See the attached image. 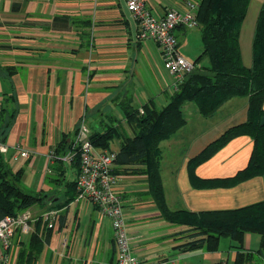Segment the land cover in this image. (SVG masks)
<instances>
[{
	"label": "crops",
	"instance_id": "crops-1",
	"mask_svg": "<svg viewBox=\"0 0 264 264\" xmlns=\"http://www.w3.org/2000/svg\"><path fill=\"white\" fill-rule=\"evenodd\" d=\"M144 1L155 16L162 17L169 9L185 11L187 1L200 0ZM125 5V0H0V109L15 111L5 140L8 151L0 157L8 166L12 164L9 167L14 173L23 171L24 188L42 192L49 207L74 196L68 206L59 209V215H65V225L55 227L38 264H116L111 220L90 202L77 199L78 164L65 159L69 154L62 157L55 152H65L74 145L86 125L90 136L118 127L109 149L118 153L123 139L135 135L123 107L131 105L140 112L151 104L163 109L176 92L159 46L137 38V26L134 32ZM263 5L264 0H251L241 30L243 63L249 68ZM176 35L183 57L209 64L202 58L199 28L179 27ZM195 40V52L185 49ZM248 108V98L235 97L213 117L204 118L196 103L183 105L187 123L160 143L161 177L171 210H232L264 201V176L216 185L234 179L247 167L254 147L249 136L233 139L193 173L190 170L191 160L206 147L228 129L247 121ZM18 149L29 156H20ZM139 168L114 166L131 246L140 260L237 264L238 251L231 248L230 239L223 245L226 238H222L216 251L203 248L184 252L179 248L187 241L189 233L185 231L189 228L161 217L149 194L147 175L132 172ZM35 208L37 213L40 207H33L34 215ZM26 239L23 235L19 241ZM60 240L68 241L65 249L59 247ZM260 244V235L248 233L243 251H257Z\"/></svg>",
	"mask_w": 264,
	"mask_h": 264
},
{
	"label": "trees",
	"instance_id": "trees-1",
	"mask_svg": "<svg viewBox=\"0 0 264 264\" xmlns=\"http://www.w3.org/2000/svg\"><path fill=\"white\" fill-rule=\"evenodd\" d=\"M251 0H200L197 10L199 31L202 37L203 54L209 64H196V68L187 74L180 89L175 92L170 103L163 109L146 104L144 113L125 105V116L133 124L135 135L123 139L116 164L140 166L132 170L148 177L149 194L156 203L161 217L173 225L186 226L189 229L187 241L179 246L184 252L203 248L216 251L222 238L232 242L231 248L238 251L237 264H260L264 261V201L232 210H216L194 213L173 211L166 202L161 177L160 143L170 138L187 122L183 115L186 102L197 104L204 118L213 117L230 99L246 97L249 100L248 116L245 123L233 126L212 142L196 158L191 160L193 173L197 166L209 160L230 141L239 136H249L253 142V152L245 169L232 180L217 182L220 184H238L258 176H264V5L261 9L253 42V64L246 67L243 63L240 47V35L247 16ZM15 111L0 109V143L5 144L6 136L14 124ZM118 127H110L103 133L92 134V143L100 149H110L117 138ZM119 131V130H118ZM74 145H69L65 152H55V156L68 155ZM61 153V154H60ZM79 168V159L75 160ZM115 173V172H114ZM23 171L14 173L0 157V220L35 206L47 207L45 211L68 206L74 196L71 195L63 204L47 206L42 192H28L21 183ZM76 185V183H75ZM43 211V212H45ZM42 219L36 223L34 232L19 251L17 264H38L46 244H50L53 230ZM58 229L65 225V215H58ZM55 226V227H56ZM248 233L260 235V248L254 252H244V240Z\"/></svg>",
	"mask_w": 264,
	"mask_h": 264
},
{
	"label": "built area",
	"instance_id": "built-area-1",
	"mask_svg": "<svg viewBox=\"0 0 264 264\" xmlns=\"http://www.w3.org/2000/svg\"><path fill=\"white\" fill-rule=\"evenodd\" d=\"M137 26L139 40H152L160 48L164 65L174 77V89L178 91L187 74L196 64L182 56L176 30L179 27L195 29L199 27L197 10L199 3L187 1L186 10L169 9L164 16L157 17L147 7L144 0H125ZM142 114L144 110L140 111ZM90 131L83 125L72 151L65 159L70 162L79 159V173L76 179L79 201L90 202L101 215L111 220L117 248L116 264H177L175 259L142 261L133 252L128 224L125 218L122 198L116 191L117 176L114 173L117 152L97 148L90 139ZM19 150V155L28 157L27 151ZM8 151L6 144L0 143V154ZM59 212L48 210L40 216L49 228L55 229ZM31 210L6 216L0 220V264H13V245L18 234L33 232L37 219Z\"/></svg>",
	"mask_w": 264,
	"mask_h": 264
},
{
	"label": "rangeland",
	"instance_id": "rangeland-1",
	"mask_svg": "<svg viewBox=\"0 0 264 264\" xmlns=\"http://www.w3.org/2000/svg\"><path fill=\"white\" fill-rule=\"evenodd\" d=\"M199 28V27H198ZM193 32H197V30H194ZM198 34V33H197ZM196 35V34H195ZM198 35H200V34H198ZM198 35H197V37H198ZM190 43H192V42H190ZM189 43V44H190ZM197 42H196V40H195V42L194 43H192V45L190 46V48H185V49H187L188 51H192V52H195L196 50H197ZM202 45V44H201ZM199 46H200V39H199ZM190 61V60H189ZM191 62H193V61H191ZM194 63V62H193ZM118 154V153H117ZM10 165H12V164H9V166ZM117 176V175H116ZM117 180H118V176H117ZM23 185V184H22ZM24 186V185H23ZM26 189V188H25ZM27 191L28 192H31V190H28L27 189ZM31 193H33V192H31ZM122 198V197H121ZM122 203H123V200H122ZM46 206V205H45ZM47 206H50L49 204L47 205ZM51 206H55V204L54 205H51ZM37 207H39V206H37ZM46 208L47 207H43V208H38L37 209V213H36V208H35V215L33 216L35 219H37V221L35 222V224H32V225H36V223L40 220V217L41 216H39V215H36V214H39V213H42L43 211H45L46 210ZM51 208V207H50ZM32 209L33 208H31V209H27V210H31L32 211ZM26 211V210H25ZM19 213H23V211H21V212H18V214ZM42 221H44V220H42ZM45 222V221H44ZM44 222H42L43 224H42V230L44 231V229H46L45 227V223ZM45 224V225H44ZM33 232H34V230H33ZM33 232H31V233H33ZM31 233L30 234H27L26 235V237H27V239H28V236L29 235H31ZM21 236H23L21 233L20 234H18L16 237L17 238H21ZM17 238H16V240H17ZM15 240V241H16ZM223 241V245L226 243V241H230L228 238H226V239H223L222 240ZM26 242H28V241H26ZM67 244H68V241L67 240H60V244H59V247H62L61 249H65L66 248V246H67ZM26 245L23 243L22 245H18V241L15 243L14 242V245H13V251H14V254H13V264H17V260H18V254H19V251L21 250H23L24 249V247H25ZM115 246H116V244H115ZM117 249V248H116Z\"/></svg>",
	"mask_w": 264,
	"mask_h": 264
},
{
	"label": "water",
	"instance_id": "water-1",
	"mask_svg": "<svg viewBox=\"0 0 264 264\" xmlns=\"http://www.w3.org/2000/svg\"><path fill=\"white\" fill-rule=\"evenodd\" d=\"M124 7H125V13H126L127 17L130 19V21H131V23H132V26H133L134 32H136V23H135L134 19L132 18L131 13H130V11L128 10L127 6L125 5ZM261 124L264 125V117H263L262 120H261Z\"/></svg>",
	"mask_w": 264,
	"mask_h": 264
}]
</instances>
